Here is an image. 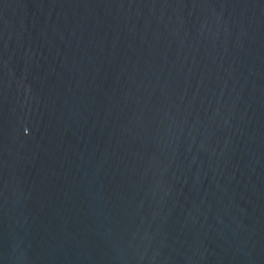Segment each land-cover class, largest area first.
<instances>
[{
	"label": "water",
	"instance_id": "95a60500",
	"mask_svg": "<svg viewBox=\"0 0 264 264\" xmlns=\"http://www.w3.org/2000/svg\"><path fill=\"white\" fill-rule=\"evenodd\" d=\"M0 264H264V0H0Z\"/></svg>",
	"mask_w": 264,
	"mask_h": 264
}]
</instances>
